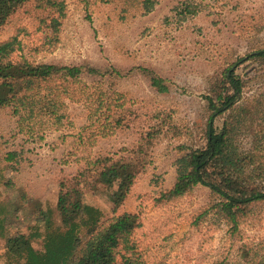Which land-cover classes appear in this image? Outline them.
<instances>
[{"label":"rangeland","instance_id":"374dc122","mask_svg":"<svg viewBox=\"0 0 264 264\" xmlns=\"http://www.w3.org/2000/svg\"><path fill=\"white\" fill-rule=\"evenodd\" d=\"M60 1L63 14L55 31L49 23L56 12L35 0L0 25V41L14 34L19 41L12 57L120 70L145 66L171 86L169 92L158 93L134 69L104 89L101 106L96 100L101 89L88 87L89 80L87 87H69L73 98L64 99L60 121L39 116L20 122L10 106L0 108V264H20L23 258L15 256L8 238L42 233V213L59 224L56 203L63 177L96 156L126 153L123 148L131 147L136 132L154 121L151 114L162 122L164 133H158L150 162L123 203L112 212L108 190L88 187L80 200L100 208L104 218L124 211L138 215L140 225L130 235L134 247L121 250L131 264H264V200L253 202L235 228L212 209L204 212L215 199L201 184L171 200H159L174 182L175 159L205 143L204 97L221 74L241 77L238 103L257 108L264 127V60L250 57L235 63L264 47V0H155L146 13L122 0ZM87 92L93 93L92 101L85 100ZM117 114L123 122L114 124ZM222 117H215L216 129ZM247 129L239 143L248 149L258 136ZM30 242L42 248L41 237ZM115 264H122L119 256Z\"/></svg>","mask_w":264,"mask_h":264},{"label":"trees","instance_id":"16d2710c","mask_svg":"<svg viewBox=\"0 0 264 264\" xmlns=\"http://www.w3.org/2000/svg\"><path fill=\"white\" fill-rule=\"evenodd\" d=\"M28 1L31 0H0V25H4ZM35 1L39 7L56 12L49 23L55 31L60 24L58 18L63 14L62 1ZM122 1L136 3L145 13L155 4V0ZM184 10L194 12L188 6H184ZM18 46L15 34L0 41V108L10 106L20 122L39 116L60 121L64 113L59 109L64 105V99L73 98L69 87H87L88 80L91 83L88 87H100L96 100L101 106L106 100L104 89L113 88L116 79L128 76L134 69L148 78L156 92L167 93L170 90L171 83L166 78L145 66L120 70L112 65L99 66L87 62H32L12 57ZM250 57L264 60V47L238 58L235 63ZM243 85L241 77L232 72L230 75L221 74L220 79L210 85L209 93L204 97L208 110L205 143L201 147L184 150L175 159L174 182L159 196V200H171L197 184L206 186L215 201L204 212L212 209L233 228L253 202L264 200V127L257 108L238 103ZM90 92H87L85 100L92 101L93 93ZM222 114L221 125L216 129L214 119ZM150 116L154 121L146 129L140 128L136 132L131 147L123 148L126 153L116 157L96 156L84 168L60 180L56 203L59 224L55 225L48 214L42 213L45 221L42 233L35 230L27 236L19 233L8 238L15 248V256L23 258L20 264H115L118 256L122 264L132 263L131 257L121 250L130 252L134 247L130 243V235L140 225L138 215L124 211L104 218L100 208L80 199L84 187L101 188L108 190L107 199L112 204V212L123 203L135 178L150 162L151 146L158 133H164L157 115ZM114 122H123V117L117 114ZM247 128L254 129L252 135L258 136L252 139V147L248 149L239 143V136ZM179 146L180 149L187 147ZM14 154V151L9 152L8 158ZM33 237L42 238L41 249L31 245Z\"/></svg>","mask_w":264,"mask_h":264}]
</instances>
